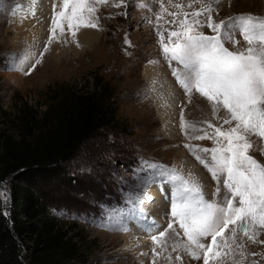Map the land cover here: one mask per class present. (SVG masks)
Segmentation results:
<instances>
[{"label": "rangeland", "instance_id": "1", "mask_svg": "<svg viewBox=\"0 0 264 264\" xmlns=\"http://www.w3.org/2000/svg\"><path fill=\"white\" fill-rule=\"evenodd\" d=\"M31 1L0 0V133L5 132L16 141L20 140L23 130L18 117L34 113L36 121H43L52 107L58 104L52 97L58 94L59 87L67 92L69 89L80 90L82 86V95L91 93L93 83L94 87L97 83L103 89L106 87L108 94L112 95L110 103L115 111L114 124L89 140L75 159L63 165L62 172L54 179L41 184L39 194L49 203L53 218L61 225L76 227L80 235L87 237L86 264H136L139 257L156 262L159 256L168 262V257L183 255L182 249L172 251L171 247L174 239L181 242L187 239L178 225L174 227L180 236L169 239L167 249L162 250L151 239L143 247L141 240L145 235L133 237L137 235L133 230L139 221L127 219L133 207L139 206L137 201L142 200L146 189L154 188L161 194L150 203H143V211L149 208L151 212L159 202L164 205L166 213L161 223L160 219L154 220L150 216V221L159 225V232L164 231L171 220L169 185L150 171L142 169V160L175 167L185 176L191 174L202 184L205 198L209 201L216 199L215 181L184 147L191 143L211 148L212 141L186 139L180 125L181 109L188 121H209L216 126L222 121L213 119L209 102L198 93L192 94L189 103V97L172 76L171 68L163 57L155 30L156 16L161 14V2L167 9L159 21L164 28L174 27L165 23L173 19L167 13L179 10L172 7L169 0H123L120 7L113 6V0H109L108 4L97 6L99 30L81 28L73 40L67 25H64L65 35L59 41L53 39L62 53L58 59L53 58V47L46 44L50 36L52 11L50 20H44L39 27L45 37L39 39L38 53L35 49L30 74L26 75L16 70L20 55L15 54L19 47L11 43L16 35L11 22L14 20L13 15L19 14L21 20L27 21V25L34 22L28 16ZM115 2L119 3L120 0ZM189 2L172 0V4L183 5V11L188 13L201 7L197 3L188 8ZM140 4L145 7H139ZM213 7L216 10L213 18L217 22L239 14L264 18V0H220ZM202 31L206 35H213L207 28ZM86 33L91 41L89 45L83 39ZM56 35L59 36V30ZM164 35L167 42V32ZM126 36L130 45L124 42ZM234 38L239 43L235 47L231 43L226 44L230 50L248 47L239 32ZM45 46L48 51L43 53L40 63L32 69ZM162 111L166 112L165 115ZM225 115L226 112L221 111L220 116ZM170 123L176 126L173 132L169 131ZM208 131L211 132V129ZM37 134L38 131H35L34 135ZM252 143L249 154L264 164V142L252 137ZM11 184L10 177H0V192L4 193L0 200L6 215L12 211L9 210ZM121 217L125 218L126 231L120 230ZM147 225L151 226L150 223ZM258 239L264 241V234ZM129 242H137V251L140 253L127 251L126 254L125 251L131 246ZM240 242L244 247L234 251L237 264H264V244L252 243L246 237L241 238ZM154 248L160 253L159 256L154 257ZM191 264H197V261L192 260Z\"/></svg>", "mask_w": 264, "mask_h": 264}, {"label": "snow or ice", "instance_id": "2", "mask_svg": "<svg viewBox=\"0 0 264 264\" xmlns=\"http://www.w3.org/2000/svg\"><path fill=\"white\" fill-rule=\"evenodd\" d=\"M108 3L109 0H59L58 11L57 5H53L46 44L50 45L54 38L59 41L65 35V24L73 40L81 28L99 30L97 6ZM121 3L123 0L119 3L113 0L115 7H120ZM197 3L201 5L199 10L188 13L183 11V5L172 4L169 0L179 11L167 13L173 19L165 23L174 27L164 28L159 21L167 9L161 2L155 30L163 57L172 76L189 97V103L192 94L198 93L209 102L213 119L222 121L219 126L209 121H188L181 109L180 125L186 139L212 141L211 148L191 143L184 147L215 181L216 199L207 200L199 180L191 174L185 176L175 167L149 160H142L141 167L169 185L171 220L164 231L151 236L153 243L166 250L169 239L180 236L174 227L178 225L187 239L186 242L174 239L172 251L182 249L193 260L202 259L203 264H210V260L220 264V258L244 247L240 242L243 237L252 243L264 244L258 239L264 234V164L249 154L253 147L252 137L264 142V18L239 14L217 22L213 18L216 11L213 5L220 0H190L187 7L192 8ZM30 14L34 16L35 12ZM204 28L213 35H206L202 31ZM237 32L248 47L233 51L226 44L235 47L239 43L234 38ZM124 42L130 45L127 36ZM47 51L45 46L32 69ZM26 62L27 54H24L16 70L23 71ZM24 74H30V70ZM221 111L226 115L220 116ZM3 196L0 192V197ZM145 199L151 201L152 197L146 195ZM137 203L139 206L133 207L127 219L157 227L143 211V200ZM120 230H127L124 217L120 220ZM153 254L154 257L160 255L155 248ZM175 259L182 262L180 255Z\"/></svg>", "mask_w": 264, "mask_h": 264}, {"label": "trees", "instance_id": "3", "mask_svg": "<svg viewBox=\"0 0 264 264\" xmlns=\"http://www.w3.org/2000/svg\"><path fill=\"white\" fill-rule=\"evenodd\" d=\"M81 93L59 87L52 97L57 106L41 122L34 113L20 115L18 141L0 133V177L12 179L9 214L0 200V264H86L87 237L53 218L39 194L41 184L54 179L89 140L114 124L106 87L97 83L93 92Z\"/></svg>", "mask_w": 264, "mask_h": 264}, {"label": "bare ground", "instance_id": "4", "mask_svg": "<svg viewBox=\"0 0 264 264\" xmlns=\"http://www.w3.org/2000/svg\"><path fill=\"white\" fill-rule=\"evenodd\" d=\"M57 3H58V0H40V1L35 0V3H33V1H31L29 3V6H31V8L28 12V16H29V18H33L34 22L31 23L30 25H27V21L24 22L23 20H21L20 14L18 16L13 15L14 20H13V22H11V26H12V30L16 31V33H15L16 35H15V39L11 43L14 47H19L17 53H15L16 55H18V54L20 55V57L18 58V60L16 62L17 67H19L21 58L24 56V54H27V62L24 63L23 71H20V72H27V71L31 70V64L34 61V56H35L34 50L37 49V47H38L39 39H42V37H45L42 33V30H40L39 27L44 22V20H46V21L50 20V18L52 16L51 14L53 11V5L54 4L57 5ZM31 11L35 12L34 16L30 14ZM35 26H37V27H35ZM32 34H35V36H31ZM83 39L88 45L91 43L90 39L87 36V33L84 34ZM50 46L53 47L52 48L53 49V52H52L53 58L58 59L59 57H62V53L57 49V46L55 45L54 40L50 44ZM36 51L38 53V49ZM161 94H162V92H161ZM160 96L162 98V95H160ZM165 113L162 111V114L165 115ZM175 127L176 126H174L172 123H170L169 131L173 132V130H175ZM159 194H161V193H158L157 190H154V188H148V189H146V193L143 194V196H142L143 198H141V199L143 200V203H147L149 201H147L145 199L146 195H150L152 197V199H154V198L159 197ZM160 203L161 202H159V205H157V207L152 208L153 210H151V212H149V208L144 210V212L147 213L149 220L151 219L150 218V216H151V217H154L153 218L154 220L157 218L160 219L159 220L160 223L163 221L164 215L166 213V208L164 207V205L162 206V204H160ZM136 224H138V225H137V227L134 228L133 232L136 233L137 235L133 236V237L136 238V237H138V235H145L143 237V239L141 240V241H143V244L141 243V245L143 247L145 246V244L150 243L149 241L151 239V236L153 234L155 235L160 230L157 227L148 226L147 223H144L141 221L137 222ZM157 226H159V225H157ZM162 226H163V224H162ZM132 240H134V239H132ZM138 240H139V238H138ZM218 240H219V238H218ZM129 243L131 244V242H129ZM136 243H132L131 246L129 247V250H126L125 253L127 254V251H135L138 253L139 251H137V248L139 246H137ZM183 253H184L183 255L180 254V256L182 257V262L177 261L175 259V257L171 258V260L168 259L169 261L165 262V258L159 256V259H158V261L155 262V264H191V261L193 259L190 256H188L184 251H183ZM132 254H134V253H132ZM195 261H197V260H195ZM136 264H153V261H151L149 259H145L143 257H139V259L137 258ZM197 264H203V260L201 259V260L197 261ZM210 264H213V262L211 260H210ZM220 264H237L235 253L233 252L232 254H229L227 256L220 258Z\"/></svg>", "mask_w": 264, "mask_h": 264}, {"label": "built area", "instance_id": "5", "mask_svg": "<svg viewBox=\"0 0 264 264\" xmlns=\"http://www.w3.org/2000/svg\"><path fill=\"white\" fill-rule=\"evenodd\" d=\"M93 82H94V79H93ZM81 88H82V86H81ZM81 88H79V89H81ZM93 91H94V83H93V90L91 92H93Z\"/></svg>", "mask_w": 264, "mask_h": 264}]
</instances>
